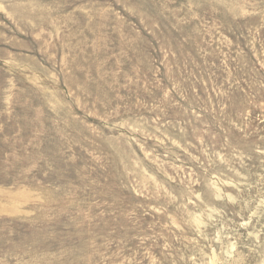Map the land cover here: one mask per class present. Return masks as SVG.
<instances>
[{
  "label": "rangeland",
  "instance_id": "374dc122",
  "mask_svg": "<svg viewBox=\"0 0 264 264\" xmlns=\"http://www.w3.org/2000/svg\"><path fill=\"white\" fill-rule=\"evenodd\" d=\"M0 264H264V0H0Z\"/></svg>",
  "mask_w": 264,
  "mask_h": 264
}]
</instances>
